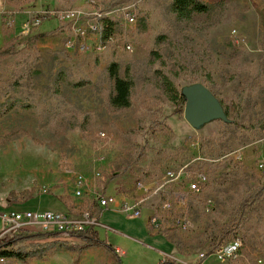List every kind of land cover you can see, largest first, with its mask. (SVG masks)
Returning <instances> with one entry per match:
<instances>
[{
    "label": "rangeland",
    "instance_id": "obj_1",
    "mask_svg": "<svg viewBox=\"0 0 264 264\" xmlns=\"http://www.w3.org/2000/svg\"><path fill=\"white\" fill-rule=\"evenodd\" d=\"M26 1L29 5L16 9L31 12L20 15L9 32L13 37L0 46L11 51L0 57V103L21 93L27 96L21 100L38 111L17 108L0 118V204L22 209L39 200L41 210L78 217L92 207L88 197L105 186L119 203L144 207L134 219L107 209L101 222L111 229L96 226L123 248L118 253L128 251L122 264H159L163 250L182 264H264V0H201L210 13L193 20L177 18L172 0ZM42 3L53 10L76 9L85 25L102 9L114 17L115 33L106 41L88 32L89 50H82L83 40L70 26L74 22L52 20V32L38 40L37 51L31 37L45 20L32 30L26 24L36 15L32 4ZM123 10L135 11V21ZM114 61L134 78L129 108L110 103L108 67ZM166 76L178 90L196 83L208 87L229 108L231 122L215 119L194 128L184 116L185 106L168 98ZM73 81L86 84L76 88ZM86 114L90 117L80 126ZM238 152L241 161L233 157ZM228 155L238 162V171L227 169ZM185 165L207 171L206 189L189 196L187 206L166 210V197L153 190L168 171ZM97 172L104 182L94 179ZM87 177L95 187L91 196L77 187ZM53 202L67 206L55 208ZM153 217L163 222L159 231ZM14 236L1 238L0 244ZM71 240L51 234L2 249L29 252L49 246L50 253L61 243L74 245ZM102 248L82 255L63 246L46 258L5 259L6 264H121Z\"/></svg>",
    "mask_w": 264,
    "mask_h": 264
},
{
    "label": "built area",
    "instance_id": "obj_2",
    "mask_svg": "<svg viewBox=\"0 0 264 264\" xmlns=\"http://www.w3.org/2000/svg\"><path fill=\"white\" fill-rule=\"evenodd\" d=\"M45 13H49L51 17H55L61 22L69 23L68 21H73L74 25L71 24L70 26L74 34L83 40L80 44L82 50H89V44L86 41L88 32L99 34L97 18H100L104 15L109 16L108 13L102 11V9L97 10L91 14V21H87V25H85L82 23L83 21H79L80 14L76 9L65 8L58 10L51 9L50 11H47L44 9L43 5L36 15L30 19L29 23L26 24L27 29L32 30L35 26H38L41 21L39 18H37V16L39 14L42 16ZM122 13L123 16L130 22L135 21V11H125L124 13L123 10ZM235 35L238 37V33H235ZM238 38L236 39L237 42L241 43V37ZM101 135L105 136V133L103 132ZM227 157L229 158L232 156L228 155ZM233 157L241 161L243 155L242 153L238 152ZM228 158V163H226L227 169H232V171L236 170L235 166L238 164V162H235L234 158H229L230 160ZM231 160H233L235 165L232 164ZM216 161L218 160H213V162ZM260 167H264V164L261 163ZM96 178L103 182L106 180L104 175L100 172L96 173L95 179ZM208 178L209 176L205 169H192L189 168L188 165H185L179 169L168 171L166 174V179L158 187H156V189L153 190L152 194H163L164 197H166V201L163 205L166 210H171L174 204L182 207L187 206L190 199L189 196H200L204 193L209 180ZM83 181L79 180L77 187L84 188L86 186V179L84 182ZM80 191L78 192V195L81 194ZM93 201L98 204L100 209L104 211L110 209L118 213H122L129 219L139 218L143 213V205L141 202L118 203L116 197L107 193L104 187L100 188V190L95 193ZM153 218L152 224L155 222V217ZM0 219V239L7 235H17L28 232V230L31 231L36 229L39 231L42 230L41 232L58 233L62 239H69L74 237V233L84 231L89 226H93L94 228L96 226L103 227L98 216L90 209L84 210L79 217H73L67 213L56 210L12 209L6 207L4 210L0 211ZM187 224H189V222H182L183 227H187ZM116 252L119 255V249H116ZM0 260L6 264V259L4 257H2Z\"/></svg>",
    "mask_w": 264,
    "mask_h": 264
},
{
    "label": "trees",
    "instance_id": "obj_3",
    "mask_svg": "<svg viewBox=\"0 0 264 264\" xmlns=\"http://www.w3.org/2000/svg\"><path fill=\"white\" fill-rule=\"evenodd\" d=\"M44 9L47 11H50L51 9L48 8V5H44ZM172 11L175 13L176 17L180 20H193L196 16H202L210 13V6L201 1V0H172ZM37 18L40 19V24L43 22V19L45 20L41 25L42 29L41 31H37L34 33L31 37L32 44L37 49V42L41 37L46 36L47 34L52 32L51 26L53 24L52 20L59 21L55 17H51L49 13H45L42 16L39 14ZM98 20V32L101 35L103 40L108 41L113 34L115 33V28L117 26V23L115 22L114 17L104 15L100 18H97ZM39 24V25H40ZM10 47H2L0 48V57L10 55L11 51L9 49ZM41 57L39 55V52L37 53L36 60H39ZM108 73L113 81V93L110 96V103L111 105L116 109H123V108H129L132 105V90L134 86V78L131 76L129 69L122 70V66L118 62H112L108 67ZM61 80L63 79H57V89L60 90ZM86 83L84 81H73L70 83L71 86L80 88ZM164 89L168 96V98L175 103L176 105H179L180 108L184 107L186 105V98L182 94V89L178 90L175 86V84L166 76L164 79ZM18 96V97H16ZM23 94L18 93V95H12L8 100L3 101L0 103V118H3L7 116L12 111L16 110L17 108H20L26 112H30L32 109L35 111L38 109L35 105L27 103V101L21 100ZM222 105L225 108L227 117L230 119V111L229 108H227L223 102H221ZM90 115H85L83 118V121L81 122L82 126L85 122L88 121V118ZM232 119H230L231 122ZM264 128V125H263ZM237 171L239 165H236ZM236 173V172H235ZM233 173V174H235ZM231 174V173H230ZM27 209V208H22ZM154 225V224H153ZM58 235V233H52V232H31V233H20L15 235L14 239H11L10 241H4L2 244H0V257H7V258H16L17 260L27 262L31 260L32 258H46L48 255L52 254L53 252L60 250L63 246H67L68 249L78 250L80 252L84 251L85 249H88L92 246L97 245H103L105 246L110 252L114 253L116 256V260L121 263V258L117 254L115 247H113L112 244H109L107 242H104L102 239L99 238L98 233L95 231L93 226H89L84 231H79L74 233V237H77L79 239H82L84 241L83 245H70L66 243H61L58 248L53 249V252H48L49 246H43L38 249H35V251H29V252H23L21 250H7L2 249L4 246L12 245L15 242H18L19 240H23L25 238L29 237H44L47 235ZM159 264H182L179 263L176 260L171 259H164L159 262Z\"/></svg>",
    "mask_w": 264,
    "mask_h": 264
},
{
    "label": "crops",
    "instance_id": "obj_4",
    "mask_svg": "<svg viewBox=\"0 0 264 264\" xmlns=\"http://www.w3.org/2000/svg\"><path fill=\"white\" fill-rule=\"evenodd\" d=\"M21 3L23 5H25V6L29 5L26 0H0V46H4L6 44V42L13 37V35H11L9 32H11V28H13V27L15 28L16 25L18 26L17 21H21V18H20L22 16L21 14H23V13H30L31 12V10H24L23 12L17 10L16 8L19 7V5ZM43 5H45V3H42L39 6H37V4H32L33 12H36L37 13L43 7ZM13 19H15V25L13 24ZM87 180L88 181H86L85 192H88V195L91 196L92 194L90 192H92V189H93L94 186H92L91 180L88 177H87ZM104 189H106L105 186H104ZM106 192L108 193L107 189H106ZM115 197H116V195H115ZM93 198H94V195L92 197H88V200H92L91 201V206L92 207L90 208V210H92L98 216L99 221L101 222V217L104 216V214H105V212L107 210L104 211V210L100 209V207L98 206V204L95 203V201H93ZM116 199H117V197H116ZM55 200L57 202H59L58 199H55ZM117 201H118V199H117ZM39 203H40L39 200L36 201V204H32V203L29 204V202L28 203L26 202L25 204L22 205V208H27L29 210H31V209L32 210H41V209L38 208L39 206H37ZM118 203H119V201H118ZM53 204H54V207L55 208H58L59 206L64 205L65 202H63V203H57V204L55 202H53ZM7 205H8L7 203L0 204L1 210H3L5 208V206H7ZM69 208H71V207H69ZM87 209H89V208H87ZM143 209H144V207H143ZM145 212H146L144 214L145 215V221H146V223L149 226V218H150L149 209L145 210ZM71 216H73V215H71ZM101 224L105 228H108V227L110 228L111 227L109 225H107V226L104 225V223H102V222H101ZM162 224H163L162 220L157 219V217H155L154 227L156 228L157 231H159V226H162ZM94 229L98 233L100 239L105 238V240L103 239L104 242H107L109 244H112V240L109 237V234L108 233H104L103 234V232H99V230L96 229V227ZM31 231H33V230H31ZM36 231H39V230L36 229L33 232H36ZM71 239H72L71 241L73 242L72 244H74V245H83L84 244V242L81 239L77 238V237H72ZM116 241L119 242L120 240L117 239ZM114 242H115V240H114ZM112 245H113V247H115L117 249L122 248V247L117 246V245H114V244H112ZM95 247H99V248L100 247H103L102 250H107L105 246H103V245H97V246H92V247H89L88 249H85L84 251H82V255L83 254L86 255V252H88L90 250H95ZM61 253H63V251H60V252H58L56 254H61ZM127 253H128L127 250H124V253L123 254L119 253L120 258L121 259L125 258L126 255H127ZM160 253H161V255L163 254L162 255L163 260L164 259L174 260L172 258L167 257L168 253H166L164 250L163 251H160ZM110 254H111L112 258H114V260H116L115 254L112 253V252H110Z\"/></svg>",
    "mask_w": 264,
    "mask_h": 264
},
{
    "label": "water",
    "instance_id": "obj_5",
    "mask_svg": "<svg viewBox=\"0 0 264 264\" xmlns=\"http://www.w3.org/2000/svg\"><path fill=\"white\" fill-rule=\"evenodd\" d=\"M182 94L186 98L184 116L194 128H200L215 119L230 122L221 101L205 85H186L182 88Z\"/></svg>",
    "mask_w": 264,
    "mask_h": 264
}]
</instances>
